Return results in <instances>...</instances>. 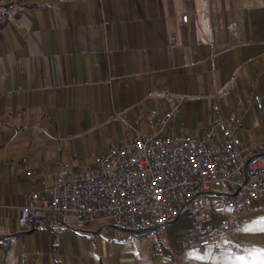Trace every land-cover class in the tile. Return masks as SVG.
I'll use <instances>...</instances> for the list:
<instances>
[{
  "label": "crops",
  "instance_id": "crops-1",
  "mask_svg": "<svg viewBox=\"0 0 264 264\" xmlns=\"http://www.w3.org/2000/svg\"><path fill=\"white\" fill-rule=\"evenodd\" d=\"M18 1L28 6L0 26V264H154L139 235L110 220L56 238L48 216L20 229L17 207L40 179L56 180L55 160L77 169L135 135L264 117V0ZM171 103L178 112L159 131ZM22 157L37 174L25 175ZM259 214L264 205L235 214L221 242Z\"/></svg>",
  "mask_w": 264,
  "mask_h": 264
},
{
  "label": "built area",
  "instance_id": "built-area-1",
  "mask_svg": "<svg viewBox=\"0 0 264 264\" xmlns=\"http://www.w3.org/2000/svg\"><path fill=\"white\" fill-rule=\"evenodd\" d=\"M187 21V14L181 16ZM261 108V94L249 88ZM178 105L171 103L156 119L159 131L172 122ZM242 122L233 114L214 116L198 135L157 131L114 144L92 162L73 169L69 161H54L56 180L40 179L38 188L17 207L22 230L43 216L57 238L60 230L81 229L107 219L115 229L137 231L165 226L184 213L195 221L180 239L181 247H200L226 240L234 215L264 205V150L240 137ZM71 156L76 159V153ZM26 176L37 170L21 158Z\"/></svg>",
  "mask_w": 264,
  "mask_h": 264
},
{
  "label": "rangeland",
  "instance_id": "rangeland-1",
  "mask_svg": "<svg viewBox=\"0 0 264 264\" xmlns=\"http://www.w3.org/2000/svg\"><path fill=\"white\" fill-rule=\"evenodd\" d=\"M239 134L258 141L264 150V117L250 112ZM261 215H255L256 218L251 221L259 224L264 220L257 219ZM254 222L252 227L241 230L238 241L236 237H230L221 243L192 248L181 247L180 239L188 241L184 236L195 226L194 219L182 213L168 223L162 232L144 231L136 238L141 239L153 252L150 259L154 264H264V232L255 230L259 225L253 226ZM240 257L244 258L243 261L239 260Z\"/></svg>",
  "mask_w": 264,
  "mask_h": 264
},
{
  "label": "trees",
  "instance_id": "trees-1",
  "mask_svg": "<svg viewBox=\"0 0 264 264\" xmlns=\"http://www.w3.org/2000/svg\"><path fill=\"white\" fill-rule=\"evenodd\" d=\"M16 6V13L19 12L22 8L27 7L28 5L20 2L18 0H4L0 2V26L7 22L9 18V12L12 7ZM146 230H137L132 231L136 235H140Z\"/></svg>",
  "mask_w": 264,
  "mask_h": 264
},
{
  "label": "snow or ice",
  "instance_id": "snow-or-ice-1",
  "mask_svg": "<svg viewBox=\"0 0 264 264\" xmlns=\"http://www.w3.org/2000/svg\"><path fill=\"white\" fill-rule=\"evenodd\" d=\"M255 230H259L261 232H264V220H261L259 222V227H258V229H255ZM243 259H244L243 257H240L239 258L240 261H243Z\"/></svg>",
  "mask_w": 264,
  "mask_h": 264
}]
</instances>
